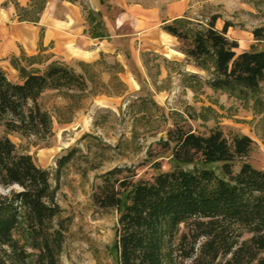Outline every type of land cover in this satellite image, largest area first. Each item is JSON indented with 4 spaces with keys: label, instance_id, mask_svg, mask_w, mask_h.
Instances as JSON below:
<instances>
[{
    "label": "trees",
    "instance_id": "16d2710c",
    "mask_svg": "<svg viewBox=\"0 0 264 264\" xmlns=\"http://www.w3.org/2000/svg\"><path fill=\"white\" fill-rule=\"evenodd\" d=\"M44 4L42 0L30 21H39ZM86 12L89 35L109 36L102 12ZM219 16L203 20L184 14L164 20L161 27L178 39L188 64L208 73L209 87L247 101L261 90L264 49L237 52L238 41L227 35L232 24L225 21L217 28ZM252 33L264 41V24ZM11 63L21 82L10 80L0 67V186L10 188L0 194V264H58L70 223L61 217L58 185L31 154L18 151L9 133L52 136V116L40 97L49 89L83 92L87 80L58 60L44 69L29 68L17 56ZM185 76L202 80L196 72ZM159 143L176 162L172 169L145 179L136 165H117L92 184L93 204L119 213L118 264H264V170L249 161L252 137L225 133L221 127L200 133L175 125ZM73 155L58 160L57 182Z\"/></svg>",
    "mask_w": 264,
    "mask_h": 264
},
{
    "label": "rangeland",
    "instance_id": "374dc122",
    "mask_svg": "<svg viewBox=\"0 0 264 264\" xmlns=\"http://www.w3.org/2000/svg\"><path fill=\"white\" fill-rule=\"evenodd\" d=\"M41 1L0 0V15L12 13L18 20L32 22L30 19L35 18ZM44 1L45 9L54 0ZM69 1L81 9L89 33L86 11L94 9L95 0ZM107 1L108 4L104 1L103 7L110 19H114L125 4L147 9L156 17L157 24L167 16L181 12L182 15L203 20L218 14L217 28L221 29L225 21L232 24L227 35L238 41L237 52L264 49V41L256 40L252 33L255 27L264 24V0ZM133 29V25L125 21L122 32L126 34V44L127 31L133 32ZM133 45L138 47L141 44L136 39ZM177 48H180V43L172 40L156 50L141 51L145 69L141 72L129 67L133 77L130 74L127 77V53L122 54L123 62L119 60L121 56L113 54L95 63H77L73 68L84 73L87 80L85 91L67 94L49 89L39 99L52 116L53 135L42 139L34 135L9 133L18 151L31 154L39 166L51 172L52 183L58 185L61 217L70 219L58 264H118L114 243L119 213L115 209H99L93 204L92 184L98 174L117 165H136L138 176L145 179L160 170L172 169L176 162L170 153L164 152L159 142L175 125L191 127L200 133L221 127L225 133L249 135L255 142L249 161L264 170V80L257 96L241 100L209 87L205 83L208 73L203 70L198 72L191 64L188 66L186 59L177 62L163 56L167 53L176 57L179 55ZM23 54L21 48L17 57L28 65L29 61ZM25 55L33 61L29 68H45L41 53ZM0 60L2 65L5 58ZM5 71L10 80H18L14 71ZM191 72L198 73L201 82L185 76ZM3 130L0 126V134ZM70 152L74 153L73 158L62 168L57 182L55 171L58 160ZM157 163L160 168L155 166ZM183 166L191 167L187 164ZM9 189L0 186V194L7 193Z\"/></svg>",
    "mask_w": 264,
    "mask_h": 264
},
{
    "label": "crops",
    "instance_id": "0c3cea01",
    "mask_svg": "<svg viewBox=\"0 0 264 264\" xmlns=\"http://www.w3.org/2000/svg\"><path fill=\"white\" fill-rule=\"evenodd\" d=\"M104 1L108 4L107 0H103V3L101 0L98 2L95 0L93 5L96 11L102 12L109 33V36L103 39L89 35L81 9L69 0L52 1L42 12L38 22L18 20L12 13L11 15H0V59L5 58L0 67L14 71L18 78L16 82H21L17 69L10 61L12 56H18L21 53V48L27 55L41 53L44 56L45 67L54 60L75 67L77 63H95L102 57H109L113 54L121 56L119 60L123 62L122 54L127 53V77L129 74L133 77L129 67L141 72L145 69L140 57L141 51L156 50L161 44L170 43L172 40L178 41L175 36L162 29L161 25L164 20L157 24L156 17L147 9L136 4H125L120 7L114 19H110L103 7ZM116 3L120 4L119 1ZM181 13L167 16L165 20H172L181 16ZM125 21L134 27L133 32L127 31V44L124 42L126 34L122 32ZM117 29L120 31H116ZM136 39L141 44L138 47L133 45V40ZM177 49L179 55L176 57H170L167 53H163V56L167 60L181 62L185 59V55L179 48ZM187 65L190 66V64ZM192 67L196 69L193 65ZM162 68L163 66L161 70ZM163 70L167 72L166 69ZM197 71L202 70L197 69Z\"/></svg>",
    "mask_w": 264,
    "mask_h": 264
}]
</instances>
